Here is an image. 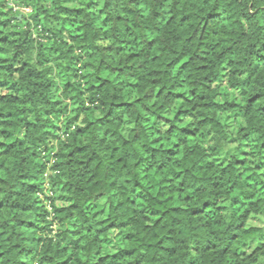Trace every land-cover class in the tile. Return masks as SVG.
I'll use <instances>...</instances> for the list:
<instances>
[{
	"label": "trees",
	"instance_id": "1",
	"mask_svg": "<svg viewBox=\"0 0 264 264\" xmlns=\"http://www.w3.org/2000/svg\"><path fill=\"white\" fill-rule=\"evenodd\" d=\"M15 3L0 0V264L263 257L248 220L264 178L216 155L254 138L264 159V0Z\"/></svg>",
	"mask_w": 264,
	"mask_h": 264
},
{
	"label": "rangeland",
	"instance_id": "2",
	"mask_svg": "<svg viewBox=\"0 0 264 264\" xmlns=\"http://www.w3.org/2000/svg\"><path fill=\"white\" fill-rule=\"evenodd\" d=\"M8 5L11 6V3H15V0H7ZM65 5L69 6H86L90 11H93L96 14H101L100 11V0H62ZM16 4V3H15ZM24 10V11H23ZM25 11H29V9L24 8L21 12L25 13ZM218 87V95L217 99L220 101L224 100H234L236 102H240V98L238 96V90L233 88L232 86L228 85L225 80H220L216 83ZM219 120L225 126L227 132L231 135H235L237 130L242 126V118L239 113L237 112H227L223 111L219 115ZM251 140V141H250ZM249 141H244L241 144V147H237V142H232L228 146H225L221 151L218 152L216 157L219 161L228 160L230 156H236L241 158L242 160L246 161L250 166L256 168V170L262 175L264 178V159H260L253 149H251V145L253 144L254 138H251ZM199 141L203 145L208 144V140L202 136L199 137ZM65 201L57 199V204L61 205L64 204ZM249 226H258L263 228L264 230V215H252L248 220ZM259 241H252L249 242L240 253L247 255L249 254L256 245H260ZM106 249H112V243L108 240L105 244ZM253 264H264V256L260 257L255 263Z\"/></svg>",
	"mask_w": 264,
	"mask_h": 264
},
{
	"label": "built area",
	"instance_id": "3",
	"mask_svg": "<svg viewBox=\"0 0 264 264\" xmlns=\"http://www.w3.org/2000/svg\"><path fill=\"white\" fill-rule=\"evenodd\" d=\"M11 6H12V8H13L14 10H18V9H19V7H18L16 4H14V3H11Z\"/></svg>",
	"mask_w": 264,
	"mask_h": 264
}]
</instances>
